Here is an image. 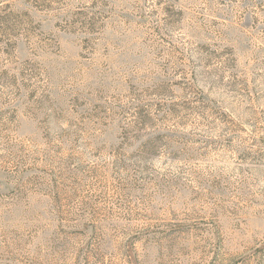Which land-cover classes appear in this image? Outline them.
<instances>
[{
	"label": "rangeland",
	"instance_id": "obj_1",
	"mask_svg": "<svg viewBox=\"0 0 264 264\" xmlns=\"http://www.w3.org/2000/svg\"><path fill=\"white\" fill-rule=\"evenodd\" d=\"M0 264H264V0H0Z\"/></svg>",
	"mask_w": 264,
	"mask_h": 264
}]
</instances>
